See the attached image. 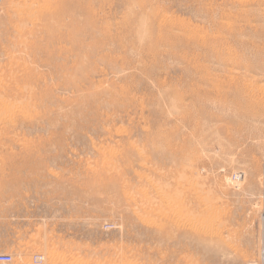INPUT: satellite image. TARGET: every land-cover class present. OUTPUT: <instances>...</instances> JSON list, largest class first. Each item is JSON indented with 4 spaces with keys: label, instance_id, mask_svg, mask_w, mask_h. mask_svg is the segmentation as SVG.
Instances as JSON below:
<instances>
[{
    "label": "rangeland",
    "instance_id": "rangeland-1",
    "mask_svg": "<svg viewBox=\"0 0 264 264\" xmlns=\"http://www.w3.org/2000/svg\"><path fill=\"white\" fill-rule=\"evenodd\" d=\"M10 1L0 264L264 262V0Z\"/></svg>",
    "mask_w": 264,
    "mask_h": 264
},
{
    "label": "bare ground",
    "instance_id": "bare-ground-1",
    "mask_svg": "<svg viewBox=\"0 0 264 264\" xmlns=\"http://www.w3.org/2000/svg\"><path fill=\"white\" fill-rule=\"evenodd\" d=\"M37 1L38 0H24L23 1L25 3V5H27V3H28L27 7L25 6L28 14L32 16V14L34 15V13H37L38 15L34 18V20H36L37 17L39 18V19H37L38 23H33L32 27L29 28L28 30H26V34L27 35L29 34L31 36L32 35L33 36H35V35H43V36L47 35V36L51 37L56 32L57 28L55 27V24L56 25L58 24L57 21L60 18H62L63 16H66L68 14V6H67L68 2H67V0H58L57 4H55V5H47L46 7L44 5L41 6L42 8L45 7L43 10H37V6H36V8L33 12L29 11V9H32L33 6L35 4H37ZM5 3H6V6L8 8L7 11L9 12L5 17H7L8 21H12L13 18H12V15H10V9L12 7L14 8L16 6V4L13 6L11 4L10 0H5ZM18 7H17V9H18ZM41 7L40 8L38 7V8L42 9ZM23 16H24V14L18 11L17 17H18V20H20V22H21V19L23 18ZM41 21L42 22L44 21V23H41ZM33 22H35V21H33ZM69 27H70V25L68 24V28ZM261 255H262V259L264 260V249L262 250ZM35 260H37V259H35Z\"/></svg>",
    "mask_w": 264,
    "mask_h": 264
},
{
    "label": "built area",
    "instance_id": "built-area-1",
    "mask_svg": "<svg viewBox=\"0 0 264 264\" xmlns=\"http://www.w3.org/2000/svg\"><path fill=\"white\" fill-rule=\"evenodd\" d=\"M230 181H231V183L233 184V185H236V184H238V182L240 181V175L239 174H234L231 178H230ZM10 256H8V255H2V256H0V263H6V262H8V261H10ZM253 264H264V262H260V263H258V262H255V263H253Z\"/></svg>",
    "mask_w": 264,
    "mask_h": 264
},
{
    "label": "crops",
    "instance_id": "crops-1",
    "mask_svg": "<svg viewBox=\"0 0 264 264\" xmlns=\"http://www.w3.org/2000/svg\"><path fill=\"white\" fill-rule=\"evenodd\" d=\"M67 243V247L71 246L72 248L73 247H76V246H83L84 245V242H66Z\"/></svg>",
    "mask_w": 264,
    "mask_h": 264
}]
</instances>
